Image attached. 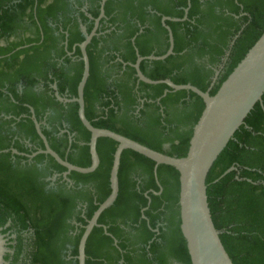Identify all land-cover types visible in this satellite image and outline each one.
Masks as SVG:
<instances>
[{
	"label": "trees",
	"instance_id": "obj_1",
	"mask_svg": "<svg viewBox=\"0 0 264 264\" xmlns=\"http://www.w3.org/2000/svg\"><path fill=\"white\" fill-rule=\"evenodd\" d=\"M91 1L97 6L88 13L95 18L101 0ZM68 2L0 0V229L16 235L13 255H3V263L18 261L23 235L29 234L25 264H78L84 226L110 193L117 146L110 138L97 140L98 167L90 173L71 171L68 181L63 179L66 168L52 156L38 153L28 159L11 151L32 154L44 149L34 115L61 158L82 167L91 164V134L80 121L77 102L64 103L55 96H77L83 63L66 84L59 80L57 91L50 83L58 70L50 55L54 29L49 22L58 21ZM104 13L114 29L103 40L112 42L109 50L120 59L112 65L121 73L109 83V72L100 71L105 46L94 36L86 47V118L94 127L151 149L185 156L204 102L191 91L138 80L130 65L136 51L141 56L164 54L169 40L162 17L185 16L165 21L173 34V53L164 60H143L140 69L150 79L190 83L203 91L219 70L210 89L213 95L264 31V0H105ZM81 18L88 17L82 12ZM69 34L67 49L76 43L80 54L78 43L84 37L77 31ZM102 60L108 63L110 56ZM48 110L54 114L43 119ZM62 124L67 128L59 134ZM154 167L153 160L122 151L118 194L87 239L85 264H191L180 230L179 173L165 164L156 172ZM230 167L234 170L222 175ZM54 174L58 177L47 187L46 178ZM206 185L213 223L233 264H264V94L213 162Z\"/></svg>",
	"mask_w": 264,
	"mask_h": 264
},
{
	"label": "water",
	"instance_id": "obj_2",
	"mask_svg": "<svg viewBox=\"0 0 264 264\" xmlns=\"http://www.w3.org/2000/svg\"><path fill=\"white\" fill-rule=\"evenodd\" d=\"M104 3L105 0H101V13L99 18L103 15ZM185 11L187 12V9ZM183 19H185V16L183 18L163 16L162 24L168 31L169 40V46L166 52L162 55L141 56L136 51V61L130 63V65L135 69L136 77L140 81L148 84H166L172 91H191L202 98L204 108L193 127L189 148L185 156H170L151 149L115 131L94 127L86 118L83 92L90 70L86 47L95 34L98 19L96 20L94 29L90 33H87L84 29V40L78 44L83 60V72L77 86V96L67 98L60 96L58 92L55 93L57 99L62 102H77L80 121L91 134L88 142L91 164L87 167H82L61 158L49 146L45 135L42 133L41 124L34 115H32V120L37 134L44 143V149H39L32 154L20 153L16 149L11 150L14 154L25 155L29 158L38 153L52 156L60 165L66 168V171L63 172V177L66 178L71 171L90 173L98 167L100 163L96 149L98 138L107 137L117 142L110 170V193L98 205L84 226L77 248L78 264H85V246L87 239L92 229L100 225L98 218L101 213L111 206L117 197L119 190L118 170L120 157L122 151L125 149L133 150L153 160L155 162L154 172H156L159 164L172 166L178 171L180 230L186 241L191 264H233L220 239L221 232L216 229L212 220L206 193V176L213 162L233 137L235 131L242 125L248 113L257 102H261L264 94V31L232 72L221 83L216 93L211 95L210 89L219 75V70L214 71L209 88L203 91L190 83L176 84L170 79H150L140 69V64L143 60H164L173 53L174 38L171 29L166 25L165 21H180ZM234 39L231 41L230 46L233 44ZM132 41H134V38H132ZM228 54L229 51L226 52V56ZM167 91L168 89H165L163 95ZM6 151L3 150V152ZM231 170H234V167H230L222 175ZM104 229L106 230L105 226ZM12 246H14V234H4L0 231V264H7V262L3 263L2 256L6 253H11Z\"/></svg>",
	"mask_w": 264,
	"mask_h": 264
},
{
	"label": "flooded vegetation",
	"instance_id": "obj_3",
	"mask_svg": "<svg viewBox=\"0 0 264 264\" xmlns=\"http://www.w3.org/2000/svg\"><path fill=\"white\" fill-rule=\"evenodd\" d=\"M68 1L69 2L67 5V10L65 13L60 12L61 15H59L58 21L54 22V23L49 22V25L54 29L53 34H52L54 38H52V40L49 42L52 44L50 55H51V60L54 61L56 68L58 70L57 72L52 73V76L50 75L51 78H53V75H56L55 78L53 79V81L50 82L51 88L53 90L57 91L56 90L57 89V83L59 82V80L66 84L67 83L66 80L68 79V77L73 75L75 69H78V65L80 63L81 64L83 63L81 51H80V54L76 53V51H75V47L77 45L76 43L73 45V48L71 50L67 49L68 40H69V37L71 35V34H69V31L80 32L81 35L83 36L84 29L87 32L88 24L91 23V30L87 33H90L94 29L97 19H98V23H97L95 34L93 35V37L94 36L101 37V40L99 41V46L100 47L102 45L105 46L104 51H102V52L100 51L101 54H100V58L98 61L99 66H100V71L101 72L108 71L109 72L108 81H109V83L113 82L115 80V78L120 75L121 70L115 68V65H112V64L115 62H119L120 59L116 58V52L115 51L109 50L110 48L112 49V47H113L112 42H108V40H103L107 37V34H109L114 29V26L112 25V23H110L108 18H105L104 5H103V15L99 18L100 13H101V1H100V3H99L100 7L98 8L99 9L98 16L93 18L91 16V14L88 13V10L90 8H93V7L95 8L97 5L92 3L91 0H81V2L83 4L80 6H79V4L76 3V0H68ZM82 12H84V14L88 17L87 20H83L81 18ZM63 24H65L66 26L64 27ZM119 31H121V30H119ZM61 34H63V37L61 36ZM109 56H110V61L108 63H106L104 60H102V58H107V57L109 58ZM63 72H64V74H63ZM58 75L60 76L59 79L56 78ZM65 87H67V86H65ZM56 99H57V97H56ZM58 101H60V100H58ZM53 114H54V112H51V110H48L45 113L43 119H46L47 115L49 116V115H53ZM42 123L46 124L45 121ZM66 128H67L66 124H62L60 126L58 125V129H60L59 134L62 133L64 131V129H66ZM26 142H27V145L30 146L29 139H27ZM27 158L30 159L29 157H27ZM57 177H58V174H54L51 178L47 177L46 180L49 181V184L47 187H50L53 184V182L56 180ZM63 179H66V178L63 177ZM0 231H1V229H0ZM6 233L10 234L9 232H6ZM6 233H4V234H6ZM23 243L25 244V239H23ZM13 252H14V250L11 253L12 255H13ZM27 252H28V248H26V244H25L23 246V251L18 256V260L24 254H25V256H27ZM12 258H13V256H12ZM25 259H26V257H25ZM7 263H9V261H7ZM10 263H11V261H10Z\"/></svg>",
	"mask_w": 264,
	"mask_h": 264
},
{
	"label": "rangeland",
	"instance_id": "obj_4",
	"mask_svg": "<svg viewBox=\"0 0 264 264\" xmlns=\"http://www.w3.org/2000/svg\"><path fill=\"white\" fill-rule=\"evenodd\" d=\"M29 237H30L29 234H24L23 235V238L25 239L26 248H27L28 241L30 240ZM14 239H16V235L15 234H14ZM14 244H15V241H14ZM12 251H13V249H12ZM7 264H9V263H7ZM14 264H25V254L22 255L20 257V259L16 263H14Z\"/></svg>",
	"mask_w": 264,
	"mask_h": 264
}]
</instances>
